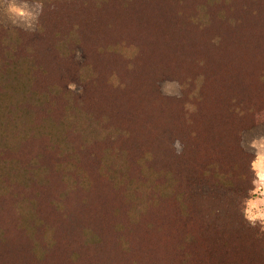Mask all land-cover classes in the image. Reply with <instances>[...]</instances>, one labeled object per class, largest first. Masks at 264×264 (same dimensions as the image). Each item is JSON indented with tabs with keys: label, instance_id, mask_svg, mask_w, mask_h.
<instances>
[{
	"label": "trees",
	"instance_id": "trees-1",
	"mask_svg": "<svg viewBox=\"0 0 264 264\" xmlns=\"http://www.w3.org/2000/svg\"><path fill=\"white\" fill-rule=\"evenodd\" d=\"M237 2L44 0L31 28L0 22V264H264L240 209L256 117L239 150L196 119L219 84L201 34L264 24Z\"/></svg>",
	"mask_w": 264,
	"mask_h": 264
},
{
	"label": "rangeland",
	"instance_id": "rangeland-1",
	"mask_svg": "<svg viewBox=\"0 0 264 264\" xmlns=\"http://www.w3.org/2000/svg\"><path fill=\"white\" fill-rule=\"evenodd\" d=\"M237 4L240 8L237 13L247 16V19L253 22L261 16L264 19V0H238ZM0 22L25 26L23 23H13L6 6L0 7ZM36 23L37 20L33 25ZM201 35L206 43L197 50H202L205 68L216 75L219 81L215 88H206L203 113H198L196 117L199 126L208 129L206 142L230 146L232 141L238 142L235 125L246 127L252 117H256L255 126L241 130L237 128L242 138L239 166L243 162V150L248 152L252 160L255 150L250 147V142L264 136V122L258 119L264 116V24H243L241 16L236 25L228 28H224L220 21H214ZM161 88L165 95L176 99L182 96L180 85L175 79L162 82ZM216 96L215 101L207 100ZM228 97H232L234 105L224 107V99ZM238 105L249 110L230 116L231 107ZM221 114L229 120H223ZM199 126L196 124L197 128ZM232 145L235 150H239ZM249 174L252 177V170Z\"/></svg>",
	"mask_w": 264,
	"mask_h": 264
},
{
	"label": "clouds",
	"instance_id": "clouds-1",
	"mask_svg": "<svg viewBox=\"0 0 264 264\" xmlns=\"http://www.w3.org/2000/svg\"><path fill=\"white\" fill-rule=\"evenodd\" d=\"M5 6L13 23H23L31 28L43 12L44 0H0V7ZM258 119H264V116ZM250 147L255 150L250 162L253 176L251 187L242 199L240 209L249 223L254 227L259 225L260 231L264 232V136L254 138Z\"/></svg>",
	"mask_w": 264,
	"mask_h": 264
}]
</instances>
